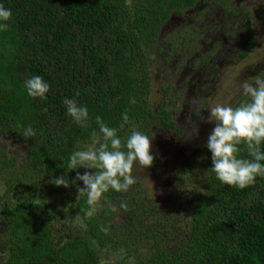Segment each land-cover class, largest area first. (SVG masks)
<instances>
[{"label":"trees","instance_id":"16d2710c","mask_svg":"<svg viewBox=\"0 0 264 264\" xmlns=\"http://www.w3.org/2000/svg\"><path fill=\"white\" fill-rule=\"evenodd\" d=\"M200 1L0 0L12 12L8 30L0 31V135L19 136L26 149L20 166L0 151L3 264H124L101 259L96 248L108 247L125 249L127 257L133 249L129 264H264V177L243 190L223 184L209 170L213 164L207 144L202 161L190 154L178 166V175L197 170L191 181L198 179L199 184L182 231L169 247L155 232L148 231L149 241L136 226L143 198L136 185L126 193L109 190L96 216L86 219L87 198H78L83 181L71 183L77 172L95 173L85 168L69 171L68 159L73 151L94 145L93 131L102 142L97 116L116 128L122 141L133 127L148 121L175 129L167 101L155 110L149 106L150 53L170 14L181 16ZM243 13L248 43L240 57L254 47L247 12ZM33 76L50 85L46 99L27 94L25 81ZM65 98L87 107V127L73 122ZM125 111L130 124L123 121ZM29 126L36 135L25 139L21 133ZM240 147L241 157L251 159L245 146ZM65 173L68 188L51 183ZM36 200L44 205L36 206ZM54 203L78 215L87 225L84 233L55 234L52 223L42 219L43 209H54ZM109 205L128 215L126 225L114 224ZM101 226L109 228L107 234ZM135 239L144 240L147 247L139 252Z\"/></svg>","mask_w":264,"mask_h":264},{"label":"rangeland","instance_id":"374dc122","mask_svg":"<svg viewBox=\"0 0 264 264\" xmlns=\"http://www.w3.org/2000/svg\"><path fill=\"white\" fill-rule=\"evenodd\" d=\"M244 11L254 47L240 57L248 43ZM148 74L149 106L155 110L167 101L175 129L166 130L150 121L135 127L152 139L154 156L151 167L143 169L137 165L133 169L135 185L143 195L136 212L141 222L138 220L136 226L145 237L148 231L155 232L169 247L182 231L188 218L189 201L196 198L194 192L199 184L198 179L191 181L197 170L191 169L183 176L177 174V169L190 154L199 162L204 159L202 147L215 127V122H208V108L217 103L235 107L240 100L245 102L248 98L236 93L237 86L257 75L264 78V0H202L181 16L170 14L150 53ZM193 98L200 101L199 116L191 103ZM189 118L192 126L198 127V135L192 133V126L186 123ZM0 151L14 157L20 166L26 149L19 136L9 134L0 135ZM198 166L196 163L195 167ZM1 186L0 183V194ZM113 206L117 209L113 222L121 228L126 225L128 215ZM65 208L57 204L54 209L48 206L43 209L42 219L52 223L55 234L84 233L79 227V217L68 208L65 212ZM2 230L0 221V237ZM147 238L150 241L151 238ZM134 241L139 252L147 247L144 240ZM96 249L103 261L129 264L135 257L133 249L128 250L132 253L129 257L123 248ZM4 258L5 252L0 247V264Z\"/></svg>","mask_w":264,"mask_h":264},{"label":"clouds","instance_id":"9594fccd","mask_svg":"<svg viewBox=\"0 0 264 264\" xmlns=\"http://www.w3.org/2000/svg\"><path fill=\"white\" fill-rule=\"evenodd\" d=\"M12 19V12L0 4V31L8 30V22ZM27 94L33 98L46 99L50 85L41 76H33L25 81ZM237 94L247 97L246 102L233 107L228 104L217 103L209 107L210 116L208 122H215V127L208 137L207 148L212 153L213 167L209 170L215 173L216 178L223 184L238 187L243 190L255 184L257 177H264V152L261 144L264 142V78L257 75L240 83L236 88ZM79 96V92H76ZM133 99L131 103H135ZM196 106V115L199 112V99L191 101ZM67 114L73 122L81 127H87L89 112L86 106L78 104L77 100L64 99ZM124 123H131L127 111L122 116ZM204 118L201 116V120ZM186 123L192 126L189 118ZM96 124L102 134V142L93 131L91 136L94 141L92 147L87 150L73 151L68 159L69 171L78 168L94 169L95 173L85 171L77 172L75 181H83L84 187L78 188V198L86 196L87 209L84 210L86 219L96 216L101 207V200L109 190L117 193L128 192L137 183L133 175L134 166L149 168L154 163L151 154L152 139L145 133L132 128L131 134L126 140L118 136L117 129L109 127L100 116L96 117ZM192 133L198 135L199 129L192 126ZM25 139L35 137L36 132L30 126L22 133ZM191 135V134H189ZM251 159L241 157V147ZM55 186L68 188L70 181L65 175L51 180ZM77 198V199H78ZM42 207L39 201L33 202ZM111 211H117L116 207L109 205ZM127 204L121 203L120 208L127 210ZM67 211V208L64 209ZM78 217V215H77ZM79 227L86 230L87 225L80 222ZM100 230L105 234L109 228L101 226Z\"/></svg>","mask_w":264,"mask_h":264}]
</instances>
